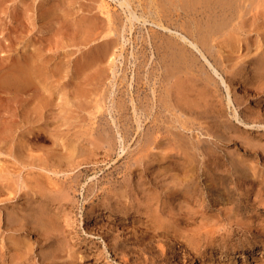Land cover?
Segmentation results:
<instances>
[{
  "label": "rangeland",
  "instance_id": "374dc122",
  "mask_svg": "<svg viewBox=\"0 0 264 264\" xmlns=\"http://www.w3.org/2000/svg\"><path fill=\"white\" fill-rule=\"evenodd\" d=\"M119 1L0 0V183L7 186L0 200L30 192L32 199L25 195L8 202L34 211L44 205V218L51 223L44 227L43 240L33 249V254L40 252L45 259L40 261L35 256L28 264L167 262L153 256L166 252L170 240L146 230L142 223L151 219L156 191L172 187V158H162L175 152L166 145L172 137L170 131L182 140L186 136L193 140L209 137L205 129H198L196 121L192 130L170 128L173 123L168 108L160 106L157 97L163 94L165 83L160 77L156 44L171 39L204 64L181 37L200 42L207 34L210 51L206 57L223 60L224 68L218 71L229 84L236 109L251 112L246 126L232 120L237 126L233 135L246 136L253 148L246 154L232 142L222 147L249 174H239L244 180L241 186L228 185L230 205L239 204L241 211V219L232 220L231 225L234 228L238 224L240 229L217 224L222 231L202 236L205 243L213 244L206 248L202 244L203 256L197 252L192 259L181 257L179 264L264 263L261 243L250 248L241 244L251 239L256 228L264 229V214L254 209L264 205V77L253 68L264 61V5L254 16L246 13L233 20L226 28L232 29L233 40L220 45L221 38L214 33L213 19L217 17L214 11L210 12L211 20L204 16L203 0H129L128 8L136 16L144 6L148 11L144 18L132 21L130 30L125 19L127 7L120 6ZM105 10L114 31L108 32ZM143 19L147 21L143 23ZM158 20L168 29L152 23ZM105 41H110L106 49L102 46ZM107 48V55L102 56ZM206 71L211 73L208 67L203 73ZM26 73L34 77L33 84L26 82ZM17 77L21 86L7 84ZM219 86L226 101L227 90L220 82ZM151 98L156 100L152 105ZM149 106L154 123H150L152 116L146 115ZM174 115L183 120L182 113ZM148 126L157 128L139 157L137 152L145 144L143 129ZM156 136H162L157 145L151 143ZM254 150L260 158L252 154ZM258 171L261 178L253 180L251 175ZM36 180L42 198L35 191ZM183 208L193 211L191 205ZM217 209L223 212L221 206ZM212 222L203 219L204 227ZM196 223L190 227L195 228ZM3 237L1 252L6 249ZM3 259L0 257V264L7 263ZM96 259L100 263H94Z\"/></svg>",
  "mask_w": 264,
  "mask_h": 264
},
{
  "label": "bare ground",
  "instance_id": "6f19581e",
  "mask_svg": "<svg viewBox=\"0 0 264 264\" xmlns=\"http://www.w3.org/2000/svg\"><path fill=\"white\" fill-rule=\"evenodd\" d=\"M119 5L127 7L125 8L127 9L125 19L128 23V30L131 29L132 21H137L139 20V17L144 18L143 16H147L146 13L148 11L146 12L144 10L145 6L142 8L140 16H136L135 12L128 8L130 5L129 0H121L119 1ZM261 5H264V0H203V12L204 16H206L208 20H211L213 13L210 14V12L214 11L217 17L213 19V21L216 22L214 33L219 34V38H221L220 45H222L225 41L233 40L232 29L230 31L226 30L228 25H230L233 20L242 18L246 13H252L254 16ZM104 13L107 16L106 23L108 26L107 29L109 30L108 32H110V30L114 31L115 28H112L113 26L111 25L113 21L108 11L105 10ZM146 19L142 20L143 23L148 20ZM152 23L162 29H168L160 20H158V22L152 21ZM93 24L96 25V23ZM153 37L154 36H152V38ZM207 37L208 34L202 37L200 42L197 40L194 41V39L186 40L184 36L181 37L182 41L199 54L203 59L204 64L201 63L199 59H196L195 57L192 58L189 55L191 52H189L185 46H177V44L171 39H157L159 43H157L158 45L156 44V49L160 58V61L157 64L159 65V68H161V81L165 83L164 88H162L164 89L163 94L161 97H157L160 98L158 99L160 106L162 104L163 107L168 108L166 110L169 112L171 116L170 121L173 123L170 125V128H177L186 131L192 130L194 129L193 126L196 121L198 129H205L204 133L209 137V139H202L198 136L193 140L192 136H186V138H183L182 140V137L179 135L177 136L176 132L173 130L170 131L172 137L171 140H169V144L166 145H169L171 150H174L175 152L171 155L164 154L162 158H172V161L169 162V171H171L170 177L172 180V182L171 180H169V182L172 183V187L165 191H159L160 193L156 191L157 196H155V202L152 204V213L150 214L151 219L148 222L142 223L146 230L151 229L155 234L165 236L170 240V242L167 243L166 252L153 256L155 259L165 262L167 261L165 264H179L182 258L187 260L189 256L191 257L189 259H192L197 256V252L201 254L200 249L203 246L202 244H204L205 248L207 245H213L210 242L205 243L202 236L205 235V238H207L208 233L213 234L222 231L223 229L220 228V226L218 227L217 224L221 223V226L223 224V226H227L232 230L235 229L236 231L240 229V225L238 224H235L236 226L234 228H232L231 225L232 220H238V218L241 219V211L239 204L230 205L232 203V196L228 185L230 182L235 186H241L244 184V180L241 179L240 176L242 175L239 174H245L246 177H248L249 174H247L245 168L238 166L237 161L228 157L222 151V147H226L227 143L232 142V144L236 146L238 145L239 148H242L246 154L248 152L250 153L249 150L253 148V146L249 145L248 140L250 139L240 133H238L239 136L233 135V133L236 132L235 130L237 129V126L232 120L246 126L247 122L245 120L250 119L249 116L251 115V112L247 111L246 108L240 111L236 109L230 97L231 90L229 84H227L221 73L218 71L219 68H224L223 60L210 61L206 57V53L209 54L210 51L207 46ZM109 42L110 41H105L102 44L104 49H106L105 47H108ZM199 45L204 46L206 50L202 49V47L200 48ZM223 47L221 46V48ZM107 51H109L108 48L106 51H103L101 55L106 56ZM206 67L211 70L212 74L207 71L206 73H203V71L206 70ZM229 67L233 68L234 64H230ZM253 68L256 74L264 77V61L256 63ZM27 75L28 78H26V82L28 84H33L35 80L34 77L29 76V73ZM215 77L219 78L218 82V78L216 79ZM24 79L25 77H23V80ZM219 82L223 84L227 90V92L225 91L227 93L226 101H224L226 97L224 98L221 94L222 92H220ZM7 84L11 87L18 85L21 86L19 84V77L11 79ZM36 84H38V81ZM151 95L154 98V88L151 91ZM31 98L32 96H30V99ZM153 98H151V105L155 100H153ZM130 100L132 102V99ZM225 105L227 108H223ZM151 107L152 106H149L148 108L150 109L146 110L147 117L152 116L153 108ZM227 109H229L230 112H227ZM134 110H136V108H134ZM175 112L183 114L184 117L182 121L177 120L174 115ZM262 119L264 120V118ZM152 121L154 123L153 116L151 117L150 123H152ZM175 123H178V125ZM156 128V126H148L143 129L142 136H144V139L141 141L142 143L145 141V144L143 143L141 146L142 148L140 147L141 151L137 152L139 157H141V155L144 154L143 152L146 151L144 146H148V137L150 136L152 138L151 135H153V131H156ZM179 137H181L180 140L178 139ZM161 138L156 136L152 139L153 141L151 140V143L153 142V144L157 145L161 142ZM234 138L238 140L236 141ZM101 139L103 140V138ZM225 143L226 145H224ZM69 154H72V152ZM252 154L256 157L258 156L256 150H254ZM258 158H260V156H258ZM158 160L162 161L161 159ZM128 170H131V166L128 167ZM251 176L253 180L258 179L261 178L262 173H259L258 171L254 173V177L253 175ZM38 181H35V187H37V190L35 191L38 194L37 196L42 198L43 192H41ZM5 187L7 186L0 183V195L5 193ZM159 194L161 197L160 199ZM25 195H29V198L31 199L33 198V195H31L30 192H22L18 195L14 194L12 198L19 200V197ZM12 198L0 200V236L3 234V240L6 241V245H3V247L6 248L5 252L0 251V257L4 258V262L7 261L6 264H28L29 259L35 256L38 257V260L42 261L45 257L42 256L40 252L38 254H33V249H35L34 244L39 245L40 241L43 240L42 230L44 227L51 226L49 218H47L48 220L44 218V215H46L44 211L47 207L41 205L37 211H34L28 206L22 207L20 205V207L19 205L15 206L8 202V200ZM188 205H191L193 209L192 212L183 208ZM227 205H229V207H227ZM218 206L223 208V212H221V209L215 211ZM254 209L256 211L261 209L264 214V205L263 207H255ZM175 215L177 217H175ZM203 219L206 221L213 220L214 223L212 222L208 228L207 225L204 227ZM196 222H198V225L195 228L190 227ZM30 239H33V242L31 241V243H29L28 240ZM263 242L264 229L256 228L253 230L251 239H245L241 244L250 248L251 245L261 243L262 250L264 249ZM32 245L34 246L33 248H31ZM169 253H171L172 256H169ZM181 253L183 255H181ZM201 256H203V254H201ZM155 259L153 258V262ZM94 263H100V261L96 259Z\"/></svg>",
  "mask_w": 264,
  "mask_h": 264
}]
</instances>
